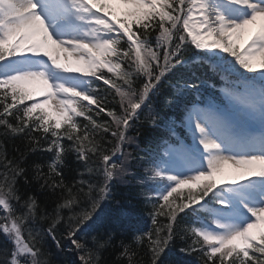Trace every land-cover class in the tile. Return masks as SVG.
Wrapping results in <instances>:
<instances>
[{
    "label": "snow or ice",
    "instance_id": "obj_1",
    "mask_svg": "<svg viewBox=\"0 0 264 264\" xmlns=\"http://www.w3.org/2000/svg\"><path fill=\"white\" fill-rule=\"evenodd\" d=\"M0 129V264H106L117 185L152 205L126 264H264V0H0Z\"/></svg>",
    "mask_w": 264,
    "mask_h": 264
},
{
    "label": "trees",
    "instance_id": "obj_2",
    "mask_svg": "<svg viewBox=\"0 0 264 264\" xmlns=\"http://www.w3.org/2000/svg\"><path fill=\"white\" fill-rule=\"evenodd\" d=\"M29 91H32L37 96H39V90L34 84H28L25 85ZM118 99V98H117ZM164 99L161 98L158 103H163ZM112 107H118L115 104V101H113ZM167 111V109H165ZM147 115V114H146ZM106 116H102L97 119H104ZM82 119V118H79ZM145 117L141 118V121ZM2 131V129H0ZM130 135L135 136L136 132L132 131L129 133ZM0 139L5 140V145L9 151L10 154L13 155H19L18 152L15 151L13 148V145L16 146V148H19L21 151H24L26 148V141L23 140L20 137L15 138H4L0 137ZM150 140L147 138V135L140 138V144L142 149H147L150 146ZM134 147V146H133ZM51 154L49 153H30L29 154V160L35 161L37 163L47 164L51 162ZM65 165L64 173L67 177V183L72 184L75 183L76 179H79L78 172L76 171L79 169V171L83 172L85 169L82 166V162H78L76 160L74 153H69L65 158ZM87 175V173H85ZM23 183V181H21ZM136 189L130 188L128 185H117V187L114 189V195L115 200L114 204L126 211V212H132L136 216V223L133 224L129 229L124 230L123 227L117 226L116 231L112 234L113 239L109 246L106 247V249L103 251V259L106 261V264H126V258L118 259L120 256V253L122 251V245L129 246L131 249H134L136 251H140L141 249H144L146 247L145 242L143 240L138 239L142 233L146 231L152 230V224H151V210L149 207H147L146 203L142 200H139L140 198H144L142 196L136 195ZM30 194L36 195L37 199L42 202L41 206L44 207L45 205H51L49 207V211H51V208L55 207V204L53 201L56 197L51 196V194L44 195L41 190L38 187H35ZM118 201V203H117ZM142 224V225H141ZM109 228H100L98 231L92 232L91 235L86 236V239L88 241L89 247L92 246V236H97L99 239L106 240L107 239V231ZM0 241H3V237L0 236ZM184 241H181L177 239L175 241V245L180 246L183 245ZM54 255L53 259L57 261V264H71V262L75 259V253L74 252H68L65 250L64 252H58L54 245H51L49 249Z\"/></svg>",
    "mask_w": 264,
    "mask_h": 264
},
{
    "label": "rangeland",
    "instance_id": "obj_3",
    "mask_svg": "<svg viewBox=\"0 0 264 264\" xmlns=\"http://www.w3.org/2000/svg\"><path fill=\"white\" fill-rule=\"evenodd\" d=\"M245 41L246 40H240V41H238V45H242V44H244L245 43ZM62 62H63V56H62ZM257 65H258V63H257ZM258 66H260V65H258ZM38 84V83H37ZM39 85V84H38ZM42 85V84H41ZM40 86V85H39ZM41 87V86H40ZM42 89H43V85H42V87H41Z\"/></svg>",
    "mask_w": 264,
    "mask_h": 264
},
{
    "label": "bare ground",
    "instance_id": "obj_4",
    "mask_svg": "<svg viewBox=\"0 0 264 264\" xmlns=\"http://www.w3.org/2000/svg\"><path fill=\"white\" fill-rule=\"evenodd\" d=\"M72 64H74V63H72Z\"/></svg>",
    "mask_w": 264,
    "mask_h": 264
}]
</instances>
